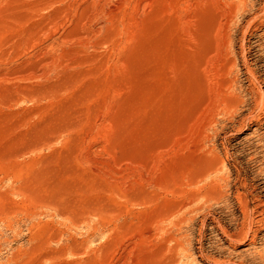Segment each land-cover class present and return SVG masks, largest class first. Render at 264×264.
<instances>
[{
  "label": "rangeland",
  "instance_id": "1",
  "mask_svg": "<svg viewBox=\"0 0 264 264\" xmlns=\"http://www.w3.org/2000/svg\"><path fill=\"white\" fill-rule=\"evenodd\" d=\"M0 264H264V0H0Z\"/></svg>",
  "mask_w": 264,
  "mask_h": 264
},
{
  "label": "bare ground",
  "instance_id": "2",
  "mask_svg": "<svg viewBox=\"0 0 264 264\" xmlns=\"http://www.w3.org/2000/svg\"><path fill=\"white\" fill-rule=\"evenodd\" d=\"M224 232V231H223Z\"/></svg>",
  "mask_w": 264,
  "mask_h": 264
}]
</instances>
